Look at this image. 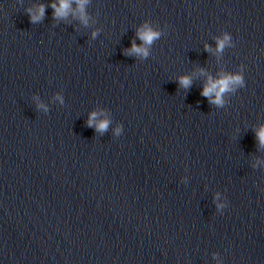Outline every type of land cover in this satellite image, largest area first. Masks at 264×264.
Listing matches in <instances>:
<instances>
[{
    "label": "water",
    "instance_id": "1",
    "mask_svg": "<svg viewBox=\"0 0 264 264\" xmlns=\"http://www.w3.org/2000/svg\"><path fill=\"white\" fill-rule=\"evenodd\" d=\"M51 2L0 0V264H264V0Z\"/></svg>",
    "mask_w": 264,
    "mask_h": 264
},
{
    "label": "clouds",
    "instance_id": "2",
    "mask_svg": "<svg viewBox=\"0 0 264 264\" xmlns=\"http://www.w3.org/2000/svg\"><path fill=\"white\" fill-rule=\"evenodd\" d=\"M87 3L88 0H52L49 6L53 9V16L55 18H65L69 14H71L72 16L77 17L81 23L87 24L88 17L85 11ZM27 11L29 12L30 20L32 22H36L43 17L44 5H36L34 8L27 9ZM94 35L95 33H93V36ZM160 35V31L153 28L149 23L145 22L136 29V37L142 42L141 45H137L135 41H132L131 47L128 51L141 57H145L148 55V46H150L154 40L158 39ZM215 39L216 53L221 52L225 46L232 45L230 35L227 32H222L221 35L216 37ZM205 49L207 51H212V49L207 44L205 45ZM190 83V77H179V84L182 87L187 88ZM243 84L244 80L242 76V70L241 72L236 73L221 72L215 78H213L211 75H208L206 77V82L202 86L201 95L207 97L210 103L217 106H222L225 102L224 94L226 92L234 91L237 86L242 87ZM56 99H60L59 95H57ZM38 107L43 108L45 106L38 102ZM100 115H103V113L101 112ZM97 116L98 113L96 111L91 112L89 114L87 124L89 126H94L97 131L102 132L106 129L109 120L106 117L103 119H97ZM115 131L119 133L120 127L117 126ZM255 135L259 145L264 146V125H261L258 129L255 130ZM224 206V204H217L218 209Z\"/></svg>",
    "mask_w": 264,
    "mask_h": 264
}]
</instances>
